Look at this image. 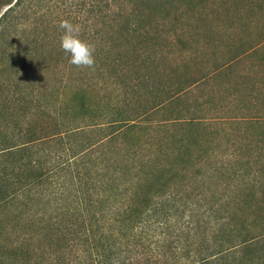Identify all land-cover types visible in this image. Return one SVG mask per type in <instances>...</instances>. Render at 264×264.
Returning a JSON list of instances; mask_svg holds the SVG:
<instances>
[{"label":"rangeland","instance_id":"374dc122","mask_svg":"<svg viewBox=\"0 0 264 264\" xmlns=\"http://www.w3.org/2000/svg\"><path fill=\"white\" fill-rule=\"evenodd\" d=\"M6 8L0 5V14ZM12 16L0 36L2 112L13 92L19 94L36 109L37 122L82 128L67 139L77 146L103 136L93 130L107 134L104 123L118 112L132 114L178 94L145 125L117 132L83 158L92 183L118 186L119 203H126L124 188L143 192L144 177L152 188L162 182L171 192L173 201L164 202L166 257L153 261L121 247L115 264H188L176 259L181 251L170 253L175 234L191 255L212 252L217 238L245 233L243 218L253 231L264 230V0H24ZM65 19L94 46V70L71 65L61 50ZM101 50L106 56L100 60ZM82 97L90 109L78 114ZM170 118L216 120L154 125ZM89 180L82 199L69 187L61 198L33 201L1 218L10 240L30 236L28 264H103L98 241L92 247L94 235L83 230L88 218L77 214L78 202L101 195ZM220 224L236 229L218 230Z\"/></svg>","mask_w":264,"mask_h":264},{"label":"trees","instance_id":"16d2710c","mask_svg":"<svg viewBox=\"0 0 264 264\" xmlns=\"http://www.w3.org/2000/svg\"><path fill=\"white\" fill-rule=\"evenodd\" d=\"M23 1L0 0V5H7V8L0 14V36L6 26L11 25L12 14ZM91 15L95 18L97 11H92ZM128 22L130 19L126 15L125 24ZM250 49L255 52L257 48ZM96 53V57L100 60L106 56L103 50ZM177 99L178 94H165L148 109L135 110L132 114L118 112L116 119L111 118L110 121L104 123L106 129H109L107 134H102V129L93 130L103 136L95 141L76 146L67 139L77 134L82 128H66L60 125V127L55 126L50 129L46 123L37 122L34 117L36 109L30 105L27 106L28 100L26 101L25 97L13 92L10 108L4 109L3 112L0 111V117L4 120L0 123V264L29 263L27 250L31 247L30 236L21 234L17 235L14 240H10L9 232H2L5 226L2 225L1 218H4L7 211L26 206L27 203L33 201L39 202L43 198H61L69 187L75 188V192L80 195L79 199H82L81 186L85 187L90 179L83 172L87 169L83 158L92 157L103 146V141L106 138H112L117 132L145 125L149 122L147 117L164 111ZM74 109L78 114H83L90 108L82 97L78 98ZM209 120L211 122L212 119ZM209 120L170 118L158 120L154 122V125L162 128L170 125L203 126ZM92 170L101 177L103 176L100 174L101 169L95 167ZM150 174L151 172L147 175ZM159 177L155 180L159 181ZM146 178L143 179L146 184L141 193L139 190L142 188L137 186L141 182L139 180L134 182L137 187L124 188L125 198L123 200L125 199L126 203H119L120 200L115 199V195L120 197L121 194L118 193V186H113V182L107 184L102 180H94L92 183L89 180L94 187L98 185L97 188L100 189L101 195L96 194L99 196L94 199L88 198L86 203L77 201L79 204L77 214L82 218H88L87 229L83 230L94 236L101 234L102 238L95 239L92 236L91 240L92 247L95 248L94 241H98L100 249L105 253L103 261L98 260V262L115 264L118 260L115 254L121 253L122 248L126 250L129 246L139 250L140 255L148 253L147 259L153 261L166 257V252L163 251L165 241L163 237L165 230L168 229L166 224L169 214H166L168 206H165L164 202L172 200V198L169 199L171 192L162 182L152 188ZM94 187L91 189L95 190ZM163 197L165 201H160ZM241 222L245 224L243 227L245 233H237L234 238L228 236L217 238V241L215 240L217 248L212 252L198 250L191 255L188 250L181 248L177 234L171 240L176 245L173 247L169 245L168 248H171V254H175V250L181 251L182 254H175L176 259L188 261V264H264V230L253 231L249 228L251 224L247 223L245 218ZM226 226L223 227L220 224L218 230L226 227L229 232H233L236 229L234 225ZM194 256L196 258H193ZM122 263L123 260L120 264Z\"/></svg>","mask_w":264,"mask_h":264},{"label":"clouds","instance_id":"9594fccd","mask_svg":"<svg viewBox=\"0 0 264 264\" xmlns=\"http://www.w3.org/2000/svg\"><path fill=\"white\" fill-rule=\"evenodd\" d=\"M62 30L60 48L68 54L69 63L77 68L95 69V48L80 38V27L65 19L59 23Z\"/></svg>","mask_w":264,"mask_h":264}]
</instances>
